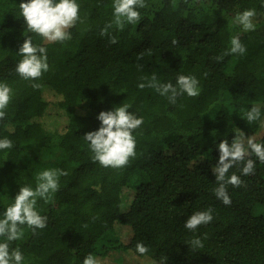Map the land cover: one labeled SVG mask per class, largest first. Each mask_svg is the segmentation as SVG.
I'll list each match as a JSON object with an SVG mask.
<instances>
[{"label":"trees","instance_id":"16d2710c","mask_svg":"<svg viewBox=\"0 0 264 264\" xmlns=\"http://www.w3.org/2000/svg\"><path fill=\"white\" fill-rule=\"evenodd\" d=\"M22 2L27 0H0V83L12 89L0 139L13 142L0 150V197L7 190L0 218L20 187L35 188L39 172L68 173L59 178V191L37 199L47 227L33 234L22 226L23 237L10 243L23 264H83L89 254L99 264H161L164 256V264H264V163L253 155V175H242L243 165L229 170L243 181L227 186L229 206L216 198L212 172L221 140L231 144L241 131L264 143V133L257 134L264 127V0H145L137 25L108 30L115 44L100 35L113 20V0H77L80 21L64 43L25 31ZM248 9L257 12L256 29L244 32L232 19ZM29 35L47 49L50 66L36 81L15 71ZM233 36L246 54L224 55ZM153 73L173 84L179 74L194 76L200 94L169 104L154 89L138 87ZM47 92L62 125L44 121ZM124 103L144 121L133 133L136 156L124 168H105L93 160L83 136L99 128L101 111ZM254 105L261 117L249 124L245 113ZM209 208V224L196 232L184 227L190 215ZM197 237L203 247L194 249L190 241ZM138 242L147 254L135 251Z\"/></svg>","mask_w":264,"mask_h":264},{"label":"clouds","instance_id":"9594fccd","mask_svg":"<svg viewBox=\"0 0 264 264\" xmlns=\"http://www.w3.org/2000/svg\"><path fill=\"white\" fill-rule=\"evenodd\" d=\"M264 6V3H262ZM148 5L145 0H113V20L105 25L100 31L101 37L108 36L109 43H117V37L109 35V29L115 26L117 30H123L126 25H137L141 19L140 8ZM20 15L26 26L25 31L41 37L48 43H64L71 39L70 29L80 21V5L77 0H27L19 4ZM257 18L255 9L244 10L237 13L232 24L240 26L244 32L255 31ZM173 43H177L173 41ZM22 59L16 65V73L24 80L36 81L49 71L47 62V49L43 46L33 44L31 35L25 36L20 45L18 53ZM246 54V47L241 43L239 36H233L230 40V48L224 55ZM142 59L141 57H138ZM221 56L215 57L220 61ZM142 67V66H140ZM33 89L40 85L33 83ZM140 89L145 87L154 89L159 95L166 97L169 104H175L177 97L186 94L188 97H198L200 94L199 81L191 75L179 74L175 84L171 82L162 83L157 75L153 73L147 83H140ZM12 99V89L6 83H0V120L6 115V109ZM130 104L124 103L114 107L110 111H101L97 119L100 126L97 130L85 133L84 139L89 143L90 151L93 153V160L105 168L120 169L126 167L131 159L136 156V138L133 133L144 123L143 118H138L129 111ZM261 117V108L254 105L245 113L246 121L251 124ZM13 147V142L8 138L0 139V150H8ZM219 158L216 166L212 168L215 181L218 185L214 189L216 198L222 201L225 206L231 205V198L227 193V186L241 187L243 181L235 173L228 175L229 170L234 166L243 165L242 175L254 174L255 156L260 163H264V143H258L252 136L245 137L240 131L235 135L231 144L227 140H221L217 145ZM68 173L61 169H48L36 175V186H23L19 188L18 194L14 197L0 218V264H23L24 256L19 249H10L12 241L19 240L24 235L22 226H27L33 234L37 229L47 227V217L37 211V199H49L50 196L59 191V178ZM212 209L197 211L190 215L184 227L191 231L207 225L213 220ZM192 247H203L202 241L197 237L190 241ZM135 251L140 255L148 252L147 246L138 242ZM167 257H161V264H164ZM83 264H99L96 257L89 254L84 258Z\"/></svg>","mask_w":264,"mask_h":264},{"label":"rangeland","instance_id":"374dc122","mask_svg":"<svg viewBox=\"0 0 264 264\" xmlns=\"http://www.w3.org/2000/svg\"><path fill=\"white\" fill-rule=\"evenodd\" d=\"M53 97H54L53 93L47 92V98L49 100V105H48L49 109H48V113L46 114V117L44 118V121H46V123L49 126L60 125L61 123V119L59 118L61 114L59 113L58 108L56 107V104L53 102ZM49 128H54V127H49ZM263 133H264V127L257 134L261 135ZM133 193H134V190L131 188L130 190L127 191L125 197L127 199H130L133 196ZM5 194L7 195V190L4 188L2 189V196L0 197V203L3 200L7 199ZM107 237L108 236L103 237L102 239L99 240V242L105 241ZM128 237L129 235L121 233V239H123L124 241L127 240Z\"/></svg>","mask_w":264,"mask_h":264}]
</instances>
